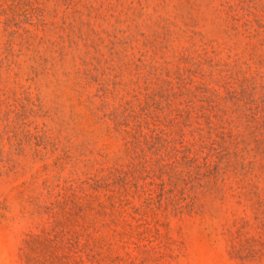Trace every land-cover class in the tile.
Instances as JSON below:
<instances>
[{"label": "rangeland", "instance_id": "374dc122", "mask_svg": "<svg viewBox=\"0 0 264 264\" xmlns=\"http://www.w3.org/2000/svg\"><path fill=\"white\" fill-rule=\"evenodd\" d=\"M0 264H264V0H0Z\"/></svg>", "mask_w": 264, "mask_h": 264}]
</instances>
